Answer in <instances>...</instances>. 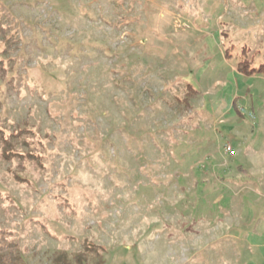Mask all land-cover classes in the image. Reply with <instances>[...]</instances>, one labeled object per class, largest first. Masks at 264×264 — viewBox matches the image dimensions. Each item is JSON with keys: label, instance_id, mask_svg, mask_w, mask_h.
Segmentation results:
<instances>
[{"label": "rangeland", "instance_id": "374dc122", "mask_svg": "<svg viewBox=\"0 0 264 264\" xmlns=\"http://www.w3.org/2000/svg\"><path fill=\"white\" fill-rule=\"evenodd\" d=\"M0 27V122L43 145L29 184L0 163L24 264H264V73L235 70L264 0H0Z\"/></svg>", "mask_w": 264, "mask_h": 264}, {"label": "trees", "instance_id": "16d2710c", "mask_svg": "<svg viewBox=\"0 0 264 264\" xmlns=\"http://www.w3.org/2000/svg\"><path fill=\"white\" fill-rule=\"evenodd\" d=\"M2 39H5L8 45L11 41L5 37V29L0 27ZM242 48V53L245 51ZM5 53L6 51L3 50ZM235 70L238 73L254 75L264 73V65L250 67L247 59L237 63ZM8 68L5 62L0 59V81H7ZM187 97L193 96L191 87L187 85ZM193 92V93H192ZM189 98V97H188ZM42 142L30 129L27 119L13 128L7 129L0 122V163L6 165L5 171L18 184H29V178L44 168L42 157ZM29 176V177H28ZM88 249V244H85ZM97 247L93 246L91 251L97 254ZM0 264H24L19 254L17 244L12 240L11 233L7 230H0Z\"/></svg>", "mask_w": 264, "mask_h": 264}]
</instances>
